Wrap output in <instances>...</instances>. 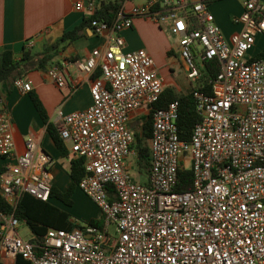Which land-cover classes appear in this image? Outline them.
I'll return each mask as SVG.
<instances>
[{
	"label": "built area",
	"instance_id": "built-area-1",
	"mask_svg": "<svg viewBox=\"0 0 264 264\" xmlns=\"http://www.w3.org/2000/svg\"><path fill=\"white\" fill-rule=\"evenodd\" d=\"M95 4L79 0L74 7L94 12ZM134 17L169 22L176 38L201 115L188 141L178 136V101L153 106L163 81L149 53L123 50L119 34ZM234 21L240 28L226 37L207 0H147L127 13L121 6L111 23L90 22L109 42L75 65L101 75L90 85L91 104L67 114L57 110L56 128L75 158L84 159L78 188L98 206L103 222L49 228L36 245L19 235L13 213H0V264L17 256L27 264H264V55L248 54L256 36L264 35V0H244ZM212 60L218 72L207 93L202 80ZM47 74L64 86L57 67ZM13 86L32 89L22 77ZM140 108L151 120L143 182L133 178L129 162L135 153L129 120ZM11 127V113L1 107L0 156L11 161L0 175L1 194L13 209L22 192L48 201L52 158L31 137L17 154ZM180 168L192 172L190 190L176 189Z\"/></svg>",
	"mask_w": 264,
	"mask_h": 264
},
{
	"label": "crops",
	"instance_id": "crops-1",
	"mask_svg": "<svg viewBox=\"0 0 264 264\" xmlns=\"http://www.w3.org/2000/svg\"><path fill=\"white\" fill-rule=\"evenodd\" d=\"M77 1L79 0H0V52L6 49L13 51L15 60L20 63V76L15 78L27 79L32 86L29 92H23L13 86L15 78L9 85L1 83L0 108H6L11 113L15 152L22 153L27 139L33 138L51 156L52 185L61 191L66 190L71 183L70 164L75 156L68 143L63 141L65 154L54 143L47 130V124L40 117L31 97L32 95L37 97L48 122L54 126L57 125V110L60 109L63 114H67L83 110L91 104L90 85L97 78L94 77L97 69L93 74H86L77 69L75 62L86 60L95 48H105L109 42V35L94 34L88 22L78 37L66 40L61 38L64 33L74 30L83 24L84 20L90 19L101 3L115 0H96L94 12L86 6L82 10L75 9ZM81 1L86 4L88 0ZM120 1L126 13L132 6L147 2V0ZM207 3L216 24L226 37L239 30L240 27L234 18L243 11L244 0H207ZM168 27L169 22L159 25L147 18L134 17L131 26L122 30L119 35L124 40V51L142 48L149 53L162 78L163 90L169 88L186 93L191 90V84L186 78L178 56L176 38L170 34ZM171 39H175V42H171ZM50 44H54L52 49L54 56L43 69L38 67L35 58L30 61L22 60L23 51H28L31 55L39 54L43 51L44 45ZM263 50L264 35L259 34L248 53L249 57L257 58ZM176 65L183 70L182 81L175 76ZM53 66L59 69L65 79V84L61 88L48 77L47 71ZM148 116L144 108L136 110L129 120L132 131L141 132ZM8 162L11 163L0 156V167H5ZM146 176V172L141 174L142 182L146 180ZM72 200L71 206L57 199H53V203L69 214L74 210V214L82 217L84 222L97 217L100 209L79 188L75 189Z\"/></svg>",
	"mask_w": 264,
	"mask_h": 264
},
{
	"label": "trees",
	"instance_id": "trees-1",
	"mask_svg": "<svg viewBox=\"0 0 264 264\" xmlns=\"http://www.w3.org/2000/svg\"><path fill=\"white\" fill-rule=\"evenodd\" d=\"M122 1L115 0L101 5L95 10L90 19L84 20L83 24L76 27L70 32H66L62 36V40L74 39L80 35L83 26L92 20H104L111 23L117 16ZM60 41V40H59ZM54 44L49 46L44 45L43 51L39 54L31 55L28 51H23L22 60L30 61L35 58V62L39 68H44L45 65L53 58L52 49ZM264 55V50L258 54V57ZM257 57V58H258ZM20 63L15 60L13 51L6 49L0 52V84L5 82L8 85L15 76H20ZM218 72V63L216 60L210 61L206 65V71L203 75L205 78L202 80L201 90L209 93L210 84L208 80L216 76ZM101 75L100 69L95 71L94 77ZM32 101L36 110L38 111L42 120L47 124V130L52 137L57 147L65 154L66 150L63 140L60 138L56 126L48 122L44 108L35 95H32ZM177 100L179 103V115L177 119L178 136L182 140H189L194 126L200 121L201 115L196 108V100L192 91L182 93L169 88L163 90L159 100L153 105L155 108L165 107L169 102ZM151 135V120L150 115L146 122L143 124L141 132H134L133 149L135 163L139 171L148 173L150 166V150L149 138ZM4 171V167H0V175ZM69 175L71 183L66 190L61 191L52 186L50 198L48 201H41L33 197L27 192H22L19 196L15 209L6 201L0 191V213L12 214L19 220L25 222L30 231L33 233L32 242L36 245L42 243L43 238L49 228L72 230L78 227V223L73 221L71 215L66 210L56 206L53 199L61 201L67 206L73 204L72 195L76 188H78L79 181L85 175L84 172V159L74 158L71 160ZM192 187V172L189 169L180 168L178 170V191L190 190ZM109 196L112 197L110 190ZM103 214L99 211L96 218H91L85 223L100 227L103 222ZM14 264H27L21 257L17 256Z\"/></svg>",
	"mask_w": 264,
	"mask_h": 264
},
{
	"label": "rangeland",
	"instance_id": "rangeland-1",
	"mask_svg": "<svg viewBox=\"0 0 264 264\" xmlns=\"http://www.w3.org/2000/svg\"><path fill=\"white\" fill-rule=\"evenodd\" d=\"M171 42L174 43L175 39H171ZM159 58H161V54H160ZM175 76L177 77V79H179L181 81L184 78L183 70L179 65L175 66ZM133 125H135V123ZM129 162H131V170H130L131 175L133 176V178L135 180L141 181V174H143L144 171L138 170L134 157H130ZM70 215H71L72 219H74L76 222H78L80 224L85 223L84 222L85 220L82 217H79V216L74 214V210H72ZM111 230H112V228H111ZM18 232H19V235L24 239H30L31 238V231H30L28 225L23 221L19 222Z\"/></svg>",
	"mask_w": 264,
	"mask_h": 264
}]
</instances>
